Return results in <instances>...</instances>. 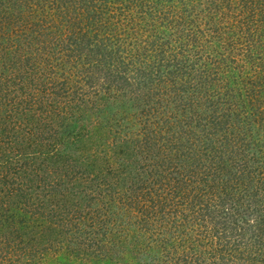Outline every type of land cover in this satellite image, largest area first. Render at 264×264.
Listing matches in <instances>:
<instances>
[{
    "label": "trees",
    "instance_id": "obj_1",
    "mask_svg": "<svg viewBox=\"0 0 264 264\" xmlns=\"http://www.w3.org/2000/svg\"><path fill=\"white\" fill-rule=\"evenodd\" d=\"M50 1H53L51 6L46 5L44 0V4L36 7L35 10L39 15L35 13L36 15L33 16L34 10L30 13H28L27 9L24 12L18 11L19 7L24 6V4L27 5L31 0H0V51L3 56L2 62L4 69L3 73H0V133L5 132L8 134L6 131L12 130L16 136L15 138L24 134V137H22L23 141L28 138L26 134H33V141L27 142V145L29 146L35 143L37 144L36 147H39L41 150L42 148L40 146H43V141H46L47 138L54 139L52 145L49 146L51 149L44 153L54 157L64 152L61 146L67 139L70 144L78 145L77 143L83 138L87 139V137L91 136V132L86 133L83 131H78L71 135L66 133L75 124V113L79 111V113L84 114L81 111L80 100L86 95V91L87 93L101 91L104 101H108L110 98H115L119 101L125 98V94L118 95L117 91L123 88H129V92H126V94L128 95L130 93L131 98L136 99L139 103L136 104V107L141 108L142 102H145L149 97L153 98L156 103L158 102L159 106L165 107L162 111H166V113L171 111V114L174 112L181 114L183 117H188V119L190 118L187 125L190 124L191 129L188 134L186 132L187 136H177V132L172 131V134H177L173 135L174 137L172 136V145L175 146L174 154L176 157L179 159L183 157L184 161L187 162L184 164L186 167H189V176L193 170L192 162H195L201 168L197 174L198 176L199 172L201 173V180L198 181L199 179L195 178L194 182L202 184L203 181L202 188H205L206 191L199 194L200 190H204L200 188L199 191L194 193V197H190L197 199L195 200V205H198V203L204 204L203 201L207 202L205 197H208L210 200L211 196H205L206 192L212 195L211 193L219 191L218 185L222 182L229 184L228 181L230 182V180L232 181L231 184H233L232 192L224 190V194L222 195L223 199L228 198L226 200L233 201L236 199L237 203L240 202L241 204V199L243 198L244 205L256 203L254 196L245 195L246 193L238 194V196L235 195L238 191L250 190L248 173L253 174V172L250 168L248 170V164L251 158L246 159V153H240L243 151L242 138H236V132L231 129V126L235 117L240 116L242 113L245 114L246 108L253 107V104L257 100L258 106L256 107L255 114L259 113V117L256 121L264 120V106L261 105L264 98L247 99L243 96V86L241 84L237 85V88L231 85L229 72L239 68L244 75L247 71L245 66L240 67L237 58L232 57L231 53H229L234 49L229 48V46L239 43L231 41L227 44L226 41L228 40L229 34L232 35L236 31L245 30L246 28L258 31V34H261L260 32L263 31L262 28L264 29V0H243V5L234 3L237 1L226 0L229 5L227 6L226 4V7L229 8L230 12L226 9L223 12L225 16H220V13L217 18H214L217 28L215 27V31L213 32V39L215 37L216 41H222L224 45L226 44V47L225 51L223 50L221 53H218L220 56L216 54V58L220 61H218V67L213 65V75L215 77L209 78L211 83H207L208 80L204 81L199 77L197 78V73H195L196 69L194 68L195 63L188 64L187 61L185 62L183 60L185 57L189 58L185 55H189L191 49L199 45L198 32L194 29V26L198 27V25L195 24L194 18H189L190 15L193 16V11L186 12V0H168L167 2L173 1L172 5H167L168 3L166 2V4L162 0ZM218 3V5L212 6L215 12H219L222 6V3ZM208 4L206 5V10L210 7ZM187 6L193 9L195 8L194 5ZM158 12L160 13L158 14ZM138 20L141 21L140 25L137 23ZM15 24L19 25L15 26ZM258 28L260 29L258 30ZM12 30L15 31L12 32ZM14 38L16 40L12 42L11 40ZM102 48L105 51L97 55ZM49 51L58 55L55 57V60L59 61L58 66L61 68V74L58 73L59 70H52V64L49 61L51 57L48 55ZM66 52L68 53L65 54ZM128 61L133 62L135 67L137 64L134 71H131L132 69H130ZM207 63L212 62L209 60ZM233 63L234 65L232 66ZM82 69L86 70V73ZM209 69H212V67ZM261 77L264 79V74ZM214 79L222 81L224 85L227 84L229 90L226 91V94L230 91L231 95H228L226 99L225 97L220 98V100L212 97L211 89L214 86ZM243 80L242 82L246 86V92H251L254 89V85L250 84V82L253 83L252 80L246 77V75ZM160 84L164 87L163 91L160 92L159 89L157 93L154 92V94L149 96L148 91H153ZM99 85H101V90L98 89ZM144 89L146 90L144 91ZM42 95L48 97L50 103L46 102L43 106L40 105ZM60 100L63 102L61 106H64L66 112L68 109H71L69 115L73 118H70L71 116H64L61 124L57 127L54 124L51 125L46 120L52 115L49 109L54 107ZM229 100H232V102H228ZM216 103L217 106L214 105ZM170 105H172L173 109L176 108V110H168V106ZM191 105L193 107L195 106V109L202 108L201 110H197L199 113L195 112L198 116L197 118L193 114H190V110L192 109ZM149 111L155 112L156 110L142 111L147 122H150L151 114ZM147 114L149 116L146 117ZM131 115L133 116V113ZM131 115L126 114V121L131 120ZM143 115L140 114V116ZM195 120L196 123L192 125L191 122ZM203 121L204 123H202ZM115 126L113 125L114 128ZM200 126H202L200 131L198 129L196 130ZM154 130L151 128L147 129L146 126L136 133H126V137L121 139V144L119 145L116 144L115 140H118L116 136L110 135V133H106L105 135L107 137L105 136L101 141L105 142L110 149L113 148L114 153H116V147L129 153H133L134 151L142 152L146 151V148L149 149L151 144L153 147L163 150L164 144L159 143L160 141L158 142V139H155L154 136V132L157 133L158 130ZM198 132L199 140H193L191 138L192 134L195 135ZM204 134L206 142L202 145L201 136ZM47 135L49 137H46ZM23 143L22 146L25 145ZM158 143L159 145H157ZM42 152L35 151L29 154H41ZM234 153L240 154V156H235L236 154L234 155ZM0 154V169H2L6 160L11 158L9 155L5 156L6 153L3 154L0 152ZM2 156L5 159H1L3 158ZM67 157H72V155ZM91 157L92 155L89 157L84 156L85 159L89 158V160H93L92 163H85L87 168L83 167L79 173H76L74 169L75 174L69 175V179L75 180L76 183L70 185L71 187L67 186L68 189L65 190V195L62 192L64 199L61 200L62 203L60 205L58 204L60 208L59 215L58 213H54L56 210L55 207L57 206L51 205L50 203L52 202H44L40 193H35L40 189L45 190L46 187L38 183L39 179L35 184L32 183L34 178L31 173H33L34 169H30L29 166H23L24 168H20L19 171H14L16 172V176L15 178L13 176V181L21 186L13 190L10 188L11 184L8 185L10 189L7 192L8 197H16L20 205L28 202L33 205L37 204L41 208L47 209L49 207L51 212L47 210L35 211L36 217L31 220H25L23 217L17 220L15 216L12 217L13 215L8 216L7 219L3 217L4 219L1 218L0 220V227L4 225L8 226L12 235L16 230L21 231L20 233L24 234L23 237L28 239V242L24 243L25 249L27 250L29 247H36L33 243L37 244L39 240L41 241V236H43L40 233L41 226L44 229L56 231L58 229L55 227L56 215L58 217V223L64 224L66 220L64 213L72 214V210H74L73 215L76 213V216H78V212L81 211L79 209L82 206H84V209L82 208L83 215L81 213L80 218L91 220L89 225L95 227L97 224L107 223L106 220L109 216L102 220L104 218L103 216L110 214L109 210L112 214H115V211L110 209L112 203H106L108 201L107 196L110 197L114 192V186L109 179L105 180L102 178L100 180L102 166L96 164ZM82 160V156H75L73 163L83 165L82 162L84 161ZM166 163L163 162L162 164L165 165ZM178 164L180 165V163ZM83 170H86L87 174H84L82 172ZM91 173H94L93 177H91ZM112 173L117 175L115 171ZM157 173L155 176H162L158 169ZM193 173L195 174V172ZM10 174H12V171L8 172V175L4 177L0 175V182L4 180L1 183H4V185L8 184ZM262 176L264 177V172ZM253 177L257 182L256 176L253 175ZM180 182V180H177L174 184L175 187L171 188L173 191L171 189L169 191L173 193L178 192V196L180 192H184ZM82 185L87 186V189L84 190ZM91 186H94V188L92 189ZM20 188L23 190L22 192L19 190ZM165 188L163 189L165 192L164 198L153 197V199H149L148 197L145 198V196L141 197L139 195L135 197L137 195L136 193L128 201H123L121 207L126 212L133 210L135 213L142 212L143 215H146V210H150L152 204L154 210L155 207L159 208V211L165 207L163 210V214H165L166 211L175 208L174 204L170 205V207H168V204V206H164L169 195L166 193ZM263 189L264 185L262 184L261 192L264 194ZM252 190H255L256 194H258L257 185H254ZM72 197H78L80 198L77 199L78 203L80 201L84 203H74L71 201L73 199ZM185 197H187L186 199H188L189 203H192L188 195ZM5 198H0V207L6 205V203H11L10 200V203L5 201ZM101 204L102 206H100ZM73 205L76 206L75 209L72 208ZM77 205H79V208H77ZM135 206L139 207L135 209ZM19 208L14 207L12 211ZM196 208L200 209V207L195 206L193 211L198 210ZM170 215L174 217L175 214L171 213ZM178 215L176 214V216ZM163 217H165L164 221L166 222L167 216L165 215ZM206 218H208L207 214H203L200 217V222L194 220L191 222L202 226L204 223H209ZM183 221L186 227V221H189L188 217L186 219L183 218ZM179 222L181 223L180 219ZM227 225H211L212 228L209 231V236H213V238L208 239L207 233L204 235V238H207V242L200 243L202 254L200 258L199 256L196 257V263L228 264L225 260L230 261V257L226 259L223 255L219 256L218 253L224 250L225 247H228V245V248H230L231 243H229V240L234 238V243L236 244L237 242V247L240 250L242 249V253L236 257L237 261H239L238 264H263L264 244L262 245L261 242H264V226H256L258 231L256 232L255 229L253 234L247 236V229L240 228L236 231V228L239 227L237 224L230 222ZM176 227L179 228L180 224L176 223ZM228 227L232 229L231 232L228 230ZM164 228L162 227L160 229V233H163ZM166 229L168 230L169 227H166ZM112 234L114 235V233ZM225 236H229L228 241L227 239L225 240ZM242 240L245 243H242ZM162 242L166 241H160V243ZM166 243H162V245ZM182 243H174L172 241L169 243L179 263L183 261L185 254L192 255V251H194H186L189 246L187 244L185 245V242ZM121 245L124 246V243H121ZM88 247L86 248L84 246L82 250H86ZM237 247H235L236 250ZM99 252L102 255L105 254L103 250ZM28 260L27 262L31 264L30 260L32 259ZM2 261H5V257H1L0 262ZM217 261H220V263ZM230 262L232 263V261Z\"/></svg>",
    "mask_w": 264,
    "mask_h": 264
},
{
    "label": "rangeland",
    "instance_id": "obj_2",
    "mask_svg": "<svg viewBox=\"0 0 264 264\" xmlns=\"http://www.w3.org/2000/svg\"><path fill=\"white\" fill-rule=\"evenodd\" d=\"M162 1L166 3L168 0ZM173 1H169L167 2L168 4H166L172 5ZM232 1H237L234 3L239 5L244 4L243 0ZM218 2L222 3V6L220 7L219 12H215L214 9H212V6L218 5ZM52 3L53 1L51 2L50 0H45V4L48 6H51ZM227 3L228 2L226 0H186V7L188 8V10L186 8V12L188 13L190 10L193 11V16L190 15L189 18H194L195 24L198 25V27L194 26V29H196V31L198 32L197 36L199 45L198 47L192 48L189 55H185L189 58L185 57L183 60H185V62L187 61L188 64L195 63L194 68L196 69L195 73H197V78L199 77L204 81L208 80L207 83H211L209 81V78L215 77L213 75V65L217 66V64L219 63L218 61H220L216 58V56L223 50L225 51L226 44L224 45L222 41H216L215 37L213 39V32L215 31V27L217 26L214 18H217L220 13V16H225L223 12L226 11V9L230 12L229 8L226 7ZM247 3L250 4L249 1H247ZM41 4H44V0H31V2H29L27 5L24 4V6L19 7L18 11L24 12L25 9H27L28 13H30L34 10L33 16H35L36 14H38L35 9ZM207 4L210 7L206 10ZM187 5H194L195 8L193 9L192 7H188ZM227 6L229 5L227 4ZM159 13L160 12H158V14ZM33 16H31V18H33ZM137 23L138 25H140L141 21L138 20ZM17 25L19 24H15V26ZM259 29L260 28H258V30ZM262 30L263 31L260 32L261 34H258V31H254L250 28H246L245 30H238L232 35L229 34L228 40L226 41L227 44H229V42L231 41L239 43L236 45L231 44L232 47L229 46V48L234 49L229 53H231L232 57L237 58L240 67L245 66L247 72L243 75V73H241L242 70H240L239 68L229 72V75L231 76L230 83L236 88L237 85L241 84L243 86L244 93L242 94L247 99L264 98V79L261 77V75L263 76L264 74V29L262 28ZM13 31L15 30H12V32ZM15 40L16 38L11 41L13 42ZM223 45L224 47L222 48ZM100 50L101 51L97 55L105 51V49L103 48ZM255 51L257 52L255 53ZM67 53L68 52H66L65 54ZM247 54H249V56H247ZM48 55L51 57L49 61L52 64V70H59L58 73L61 74V68L60 66H58L59 61L55 60V57H57L58 55L50 51L48 52ZM209 60H211L212 63H207L209 62ZM2 61L3 56L0 51V73H3L4 71ZM70 64H72V62H70ZM128 64H130L129 66L130 69H132L131 71H134L137 67V64L135 67V64L133 62L128 61ZM233 65L234 63L232 64V66ZM210 67H212L213 70L209 69ZM82 71L86 73V70L82 69ZM245 75L246 77H249L253 82H250L251 85H254V89L251 92H246V86L243 85L244 82L242 81H244L243 79H245ZM213 83L214 86L211 89L212 97L220 100V98L222 99L225 97L226 99L228 95H231L230 91L228 92V94H226V91L229 90V86L227 84L224 85L222 81H219L217 79H214ZM161 85L162 84H160L158 87H155L153 91L149 90L148 95L151 96V94H154V92L157 93L159 89L160 92L163 91L164 87H162ZM98 89L101 90V85L98 86ZM145 90L146 89H144V91ZM112 92H110L111 95H113ZM126 92H129V88H123L117 91L118 95L125 94V98H120L121 100L119 101H117L115 98H110V100L104 101L101 91L95 93H87L86 91V95H84L80 100L81 111L84 112V114L79 113V111L75 113V124L74 126L69 128L70 130H67L66 133L71 135L75 134L78 131H83L86 133L91 132V136L87 137V139L83 138L80 142L77 143L78 145L72 143L70 144L67 139L61 146L64 149V152L62 154L55 155L54 157L44 154L45 151L51 149L49 146L52 145V141H54V139L51 140V138H47L46 141H43V146H40L42 148L41 150L39 147H36L37 144L35 143H32L29 146L27 145V142L33 141V134H26L28 138L23 141L22 137H24V134L19 135L20 137L18 138H15L16 136L14 134V131L12 130H7L6 132L8 134H6L5 132L0 133V152L3 154L6 153L5 156L9 155L11 158L9 160H6V163L3 165L2 169H0V175L4 177L8 175V172L12 171V174L9 175L8 184L4 185V183H1L4 182L3 178V181L0 182V198H5L6 196L5 201L9 202L10 200V202L12 203V205L10 202V204L6 203V205H4L5 207L2 206L3 208L0 207V220L3 217H6L5 219H7L10 215H13L12 217L15 216L17 220H19L21 217H23L25 220H31L36 217L34 213L35 211L47 210L48 212H51L49 207L47 209L43 207L41 208L40 206L38 207L37 204L33 205L28 202H26V204L24 205H20V202L16 197H8L7 192L10 191L8 185L11 184L10 188L13 190L14 188L16 189V187L21 186L13 181V176L14 178L16 176V172L14 171H19L20 168L28 166L30 169H34L33 173H31L34 178L32 183L35 184V182L39 179L38 183L46 187L45 190H36L37 192L35 193L39 192L41 197H43L44 202H52L50 203L51 205L57 206L55 207L57 211L55 210L54 213H58L59 215V205L60 203H62L61 200L64 199L63 193L65 195V190L68 189L67 186L71 187L70 185L76 183L75 180L69 179V175L75 174L74 169L76 173H79L81 172L80 169H82L83 167L87 168V165H85V163H92L93 160H89V158L85 159L84 156L89 157L91 155V158L94 159L96 164L102 166L100 172V180L102 178H104L105 180L109 179L114 186V192L110 197L107 196L108 201L106 203L111 202L112 206L110 209L112 211H115V214H112V212L109 210L110 214H108L107 216H103L104 218L102 219L104 220L109 216L106 220L107 223L97 224L95 225V227L89 225L91 220L80 218V215L83 212L82 208L84 209V206L79 209L81 211L78 212V216H76V213L73 215L74 210H72V214L64 213V217L66 219L64 224L58 223V217L56 215L55 227H57L58 229L56 231H51L49 229H44V227L41 226L40 233L43 234V236H41V241L39 240L37 244L33 243L36 247H29L27 250L25 249L24 243L28 242V239L23 237L24 234H21V231L16 230L12 235L9 227L4 225L0 227V259L1 257H5V261L0 262V264H29V262H27L29 261L28 259H32L30 260L31 264H178L179 260L176 258L171 245L169 244L171 241L174 243L185 242V245L187 244L189 246L186 251L194 250L192 251V255L185 254L184 257L187 259L183 257L184 259L180 263L197 264L196 257L199 256L200 258L202 254L200 243L204 241L207 242V238H213V236H209V231L212 228L211 225L214 226L217 224H222L224 226H228L227 224H230V222L235 223L239 226L236 228V231L240 228L247 229V236H249V234H253L256 226H264V194L261 192L262 184L264 185V177L262 176L264 172V120L256 121L259 117V113L255 114L256 107L258 106V100L253 104V107H247L248 109L246 108L245 114L242 113L237 117L233 115L235 119L232 121L233 124L231 126V129L236 132V138H242L241 143L243 151H241L240 153H246V159L251 158V161L248 164V170L250 168L253 172V174L248 173V184L250 190H246L243 192L238 191L235 195L238 196V194L246 193L245 195H250L251 197L254 196L256 198V203H248L244 205L243 198L241 199V204L240 202L237 203L236 199L235 201L226 200L228 198L223 199L222 195L224 194V190L232 192L233 184H231L232 181L230 180V182L228 181L229 184L222 182L220 185H218V190L220 192L218 191L211 193L212 195L206 192L205 196H211L210 200L208 199V197H205L207 202L203 201L204 204L198 203V205H195V200L197 199L190 197H194V193L202 188L203 181L202 184H198L199 182H194L195 178L199 179L198 181L201 180L200 172L197 176L198 170L201 168H199L200 166L196 165L195 162H192V171L195 172V174L191 171V175L189 176V167H186L184 164L187 162L184 161L183 157L181 159L176 157V155L174 154L175 146L172 145V138L174 137L173 135L178 134L177 136H187L189 130L191 129L190 124L187 125V122L190 118L188 119V117H183L181 114L174 112L173 114H171V111H169V113H166V111H162L165 109V107L159 106L158 102L156 103L153 98L149 97L145 102H142L141 108H139L138 106L136 107V104L138 102L135 98H131L132 96L130 93H128L127 95ZM41 100L42 101L40 105L42 106L46 102L50 103L48 97H46L45 95H42ZM228 102H232V100H229ZM217 103L214 105L217 106ZM61 105H63V102H61L60 100V102H57L54 107H51V109H49L50 113L52 112V115L50 114L51 116H49L46 121L51 125L54 124L55 126L59 127L64 116H71L69 115L71 109H68L66 112L64 110V106ZM172 105L168 106V110H176V108L173 109ZM261 105L264 106V100ZM191 107L192 109L190 110V114H193L194 117L197 118L198 116L195 112H197V110H201L202 108L195 109V106L193 107L192 105ZM92 108L93 110L91 111ZM87 109H89L90 111ZM151 109H155L156 111H149L151 114L150 122H147L142 111L145 112ZM132 113L133 116L131 115ZM126 114L131 115V120L126 121ZM140 114H142L143 116H140ZM147 116H149V114H147L146 117ZM70 118L73 117L71 116ZM239 122H241V125L239 124ZM195 123L196 120L191 122L192 125ZM202 123H204V121ZM113 125H116L115 128L113 127ZM146 126L147 129L151 128L152 130H158L157 133L154 132V136L155 139H158V142L160 141L159 143L164 144L163 150L161 148H155L151 144L149 149L146 148V151L142 152L137 151L138 153L136 151H134L133 153H129L128 151L124 152L123 149L116 147V153L118 152V154H116L114 153L113 148L110 149V147L107 146L105 142L101 141L106 136V133H110V135L116 136V139L118 140L115 141L116 144L119 145L121 144V139H124L126 137V133H136ZM201 128L202 126L197 127L196 130L198 129L200 131ZM172 131L177 132V134H172ZM198 134L199 132L195 135L192 134L191 138L193 140H197ZM46 137L49 136L47 135ZM22 142L25 143L24 146H22ZM205 142L206 139L204 134L201 136L202 145H204ZM159 143L157 145H159ZM35 151L43 152L41 154H29ZM236 153H234V155ZM71 155L72 157H67ZM75 156H82V161H84L82 162L83 165L73 163V159ZM235 156H240V154H236ZM2 157L3 158L1 159H5L4 156ZM162 161L167 163L163 165ZM178 163H180V165ZM157 169L160 171L162 176H155V174H158ZM113 171L117 172V175H114L112 173ZM82 172L84 174H87L86 170H83ZM93 175L94 173H91V177H93ZM253 175L256 176L257 182L255 181ZM187 176H189V178H187ZM6 178L4 179L6 180ZM177 180L181 181L180 185L184 190V192L179 193V196L178 192L173 193V189H171L175 187L174 184ZM78 185L80 184L78 183ZM254 185H257L258 194H256L255 190H252ZM82 186L84 190L87 189V186ZM91 187L92 189L94 188V186ZM164 187H166V193L169 194L164 206L169 205L168 207H170V205L174 204L176 210L175 208H171L169 211H166L165 214H163V210L165 209V207H163L160 211L159 208L155 207L154 210L151 204L150 210L147 209L146 215H143L142 212L135 213L133 210L126 212L124 211V208L121 207L123 201H128V199L132 197V195H136V193L137 195L135 197L139 195L141 197L145 196V198L148 197L149 199H153V197L164 198ZM170 189L172 191H169ZM202 189L204 190H200L199 194L206 191L205 188ZM19 190H21V192L23 191L21 188ZM186 195L189 196V200H191L192 203L188 202V199H186L187 197H185ZM20 197L22 196L20 195ZM77 199L80 198L76 197L71 201L74 203H78ZM82 203L84 202L80 201L78 204ZM17 204H19L20 206ZM77 206V208H79V205ZM100 206H102V204ZM195 206L200 207V209L196 208L199 211H193ZM14 207L20 208L12 211ZM136 207L139 206H135V209ZM72 208L75 209L76 206L73 205ZM4 212L6 213L3 214ZM171 213L175 214L174 217L170 215ZM201 213L207 214L208 218H206V220L209 221L208 224L204 223L201 226L197 225L194 222H191L193 220L196 222H200V217L201 215H203ZM176 214L179 215L176 216ZM165 215L167 216V223L164 221L165 217L163 216ZM186 217H188L189 221H186L187 224L185 227L183 218L186 219ZM179 219L181 223L179 222ZM260 220L262 221L260 222ZM174 222L179 223L180 227H176V223ZM162 227H165V232L163 231V233H160V229ZM166 227H169V229L167 230ZM228 230L230 232L232 231V229L229 227ZM257 231L258 229H256V232ZM112 233H114V235ZM206 233L208 234V237L204 238V235ZM228 237L229 236H225V240L227 239L228 241ZM163 240L167 242H162L166 243L165 245H162V243H160V241ZM121 243H124V246H122ZM229 243H231L230 248H228V245V247H225V249L221 250L218 254L219 256L223 255L226 259L230 257V261H232V263L229 260H225L228 264H238L239 261H237L236 257H238L240 253H242V249L240 250L237 247V242L236 244L234 243V238L230 239ZM242 243L245 242L242 240ZM261 244L263 245L264 242H261ZM182 245L184 246L183 243ZM84 246H86V248L88 246L89 247L86 250H82L84 249ZM235 247H237V250L235 249ZM102 250L105 252L104 255L99 252ZM217 262L220 263V261Z\"/></svg>",
    "mask_w": 264,
    "mask_h": 264
}]
</instances>
